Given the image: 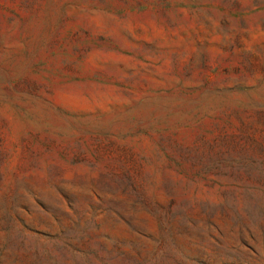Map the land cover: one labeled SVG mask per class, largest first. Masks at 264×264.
<instances>
[{"label":"rangeland","instance_id":"374dc122","mask_svg":"<svg viewBox=\"0 0 264 264\" xmlns=\"http://www.w3.org/2000/svg\"><path fill=\"white\" fill-rule=\"evenodd\" d=\"M0 264H264V0H0Z\"/></svg>","mask_w":264,"mask_h":264}]
</instances>
